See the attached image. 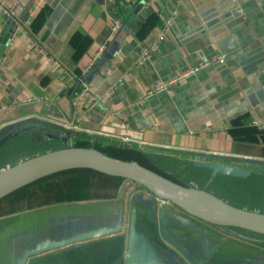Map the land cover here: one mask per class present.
Listing matches in <instances>:
<instances>
[{
  "label": "crops",
  "instance_id": "1",
  "mask_svg": "<svg viewBox=\"0 0 264 264\" xmlns=\"http://www.w3.org/2000/svg\"><path fill=\"white\" fill-rule=\"evenodd\" d=\"M1 1L13 10L18 0ZM45 6L50 14L41 30L43 47L39 49L30 41V32L21 28L29 29ZM26 16L10 33L14 19L8 20L0 9V128L16 121L61 128L74 141L121 147L129 159L131 152H137L143 155L140 162H153L157 169H167L168 173L163 172L168 175L170 166L153 158H164L171 166L183 162L190 171L196 170L192 164L196 159L241 165L246 159H264L263 129L261 134H250L253 141H236L230 133L236 119L242 127L254 125L255 119L264 122V0H33ZM168 19L172 26L159 40ZM115 20L118 27L113 30ZM79 30L92 41L76 63L71 40ZM114 42L118 43L114 58L90 83L106 99L84 101L73 112L74 92L69 91L75 85V69L86 75L95 52L103 47L101 58ZM145 47L150 53L140 63ZM220 56L223 63H213L168 90L145 94L153 82ZM108 109L121 115H110ZM120 188H125L122 198ZM136 195L147 201L152 196L124 180L114 197L103 199L121 203L128 211ZM136 202L138 226H149L155 249L168 264H178L173 262L176 258L181 264H193L192 260L221 264L230 255V245L223 249L221 240L232 233L171 204L170 213L185 219L169 217L166 227L160 205L157 218L149 208L151 202ZM10 216L0 218V231L4 230L1 224L17 221V215ZM165 228L172 242L164 235ZM8 240L0 246V264L13 257Z\"/></svg>",
  "mask_w": 264,
  "mask_h": 264
},
{
  "label": "water",
  "instance_id": "2",
  "mask_svg": "<svg viewBox=\"0 0 264 264\" xmlns=\"http://www.w3.org/2000/svg\"><path fill=\"white\" fill-rule=\"evenodd\" d=\"M32 1H17L12 10L15 19L12 20L10 33L16 31L18 21L27 18L26 11ZM117 50L118 43L114 42L104 52L103 56L92 64L82 80L83 83H91L109 65ZM74 91L75 85L70 88L69 92L72 94ZM24 123L26 122L16 121L7 124L0 128V132H8L9 128L15 130L22 127L44 130L46 133L43 134L47 139L58 140L64 145L0 170V199L38 179L74 168H90L107 175L122 177L125 181L133 183L135 187L144 189L152 196L147 201L143 198V195L141 197L136 195L130 201V205L126 204L127 207H130L128 211L123 210L121 203L112 202L108 199H94L56 203L21 213L19 219L5 229L6 235L2 237V243H0V246L3 247L9 238L8 243L13 245L14 253L13 257L7 258L11 259L14 264H31L37 256H47L84 244L110 238H121V236L125 237L123 264H168L166 262L167 258L159 255L156 251L154 246L156 244L149 226L143 228L138 226L136 201L145 204L151 202L149 208L156 216L160 205L161 219L166 227L169 217H174L176 220L185 219L181 214L176 215L173 213L172 215L170 213L169 204H171L178 211L180 210L188 216L210 224L238 227L264 234V213L234 206L208 191L207 188L180 183L172 176L144 162L127 157L116 158L110 156L96 148L94 143L88 147L75 146L72 134L60 130L61 128L58 129L41 123H36L35 126L33 124L25 125ZM23 128L14 132L23 131ZM260 161L264 163V159H246L241 165L203 158L193 160L192 164L196 168L210 170L211 177L224 175L248 178L254 174L264 177V171H257L260 168L259 165H257L258 169L256 171L251 167L252 163ZM211 177L210 181L212 180ZM124 191L125 188H120L119 196L121 198ZM161 200L164 203H160ZM101 204H104V206ZM165 215H168V217L166 218ZM20 217H25L24 220L26 221L32 219V221H28L31 226L27 225V228L24 225L18 226L21 220ZM164 233L168 241L172 242L174 240L173 237L169 236L166 228ZM24 242H26L25 245ZM211 252L212 250L209 249L207 258ZM255 252L254 256L257 257V261L264 262V253L261 250H259V254L256 250ZM176 259L173 262L183 263V261L180 262ZM189 259L192 260L191 257ZM192 262L193 264H200L193 260ZM204 264H211V262L208 260ZM234 264L244 263L236 260Z\"/></svg>",
  "mask_w": 264,
  "mask_h": 264
},
{
  "label": "trees",
  "instance_id": "3",
  "mask_svg": "<svg viewBox=\"0 0 264 264\" xmlns=\"http://www.w3.org/2000/svg\"><path fill=\"white\" fill-rule=\"evenodd\" d=\"M49 14V8L46 6L43 7L30 24L29 32L31 35L39 38L40 40L42 39L40 36L41 30ZM91 41V37L81 30L77 31L74 34L71 40V43L74 47V62H79V60L90 47ZM84 77L85 73L82 72L79 68H76L74 76L76 90L82 85V80ZM23 129L32 131L31 128ZM18 132L19 131H17L16 133H12L11 135L8 134L0 139V148L5 146L10 139H13V135L17 134ZM262 132L263 131L257 126L255 127V125L242 127L239 119L234 120L233 126L230 129V133L233 139L236 141H253L250 137V134H261ZM47 140H49V142L52 141L54 143H60V141L55 139ZM74 144L75 146L84 147H88L91 145V143L86 140H76L74 141ZM96 148L116 158L124 157V151L121 147L102 146L100 144H96ZM130 156L133 160H138L139 162L143 158V155L134 151L130 153ZM159 169L164 172L166 171L167 173L169 172L163 167H159ZM202 170L204 169H196L194 170V173H197V175L199 174V176L203 174L202 177L204 179H200L201 181L198 180L201 184L198 185V187L207 188L208 182H206L205 184V181L210 182V178L209 175H205L203 173L205 171ZM170 175L176 177L174 171L170 173ZM217 176L236 178L224 175ZM254 177L257 179L263 178L261 176L255 175H252L248 178L253 179ZM176 178L180 183L193 185L191 181L185 182L183 179H180L178 177ZM248 178L236 179L248 180ZM124 180L125 179L122 177L107 175L90 168H74L60 171L38 179L1 198L0 216L10 215L23 209H33L35 207H41L56 203L112 198L114 197V193L117 191ZM124 249V239L122 237L113 238L111 240L107 239L104 241L89 243L87 246L81 248L80 250L72 248L58 254H52L47 256L46 259H44L45 257H43L42 259L33 261L31 264H58L56 263L58 260H62L64 264L65 259H68L71 262H73V260L75 259L77 261L76 264H91L92 261L93 264H123ZM55 255L58 256L56 257Z\"/></svg>",
  "mask_w": 264,
  "mask_h": 264
},
{
  "label": "rangeland",
  "instance_id": "4",
  "mask_svg": "<svg viewBox=\"0 0 264 264\" xmlns=\"http://www.w3.org/2000/svg\"><path fill=\"white\" fill-rule=\"evenodd\" d=\"M36 123H34V126ZM24 126V125H23ZM23 128V127H22ZM22 128H16L17 129H22ZM12 128H9L8 132H0V139H2L6 135H11L12 133H15L14 129L11 130ZM7 131V130H6ZM46 131H41L37 129H32L31 130H23L20 131L13 135V139H10L9 142L0 148V170L12 166L18 162H21L23 160H26L28 158H31L33 156H36L38 154H42L47 151L54 150L56 148H59L62 146L60 143H54V142H49L47 138L45 137ZM64 144V143H63ZM156 162L159 164L161 163L162 165H167L170 166L171 172L174 171L176 174V177L183 179L185 182L191 181L193 185L198 186L201 185L199 181L200 179H204L202 175L199 176L197 173H194L193 171L188 170V168L185 166L184 163L180 162L177 163V165H172L168 160H165L164 158H153ZM146 164L151 165L154 168H157L156 165L153 166L152 163L147 162ZM251 165V164H250ZM257 165L260 166V168H257ZM263 162H254L252 163L251 167L256 171H261L263 172ZM193 169H200V168H193ZM205 171L203 172L205 175H209V178L211 177V171L209 170H202ZM256 173V172H255ZM255 176H261L258 174H254ZM173 177V176H172ZM176 177H173L174 179L177 180ZM211 181H205L208 182L207 190L212 192L213 194L219 196L222 198L224 201L237 206L239 208L245 209V210H250V211H256L259 213H264V177L261 178H248V180H243V179H236V178H228V177H223V176H215L211 177ZM247 179V178H244ZM199 180V181H198ZM232 186V187H231ZM38 208V207H35ZM22 209V208H21ZM30 209H23L21 211L15 212L10 214L12 217L13 215H17L16 219H19V215L21 213L25 212H30ZM8 216V215H6ZM6 216L3 215L2 218H5ZM20 222L18 226L24 225L27 228V225L31 226V223L28 221L31 220H24L25 217H20ZM28 223V224H27ZM35 224L33 223V226ZM214 225V224H213ZM10 226V225H9ZM1 230L0 231V238L4 237L5 234V229L8 227V224H1ZM5 231V232H4ZM231 237H223L221 240L223 249H225V246H229V253L230 257L228 256L227 259L221 260V264H234V261H239L244 264H264V262L257 261V257H255L253 254L255 249L259 252V249L261 250L262 253H264V248H259L257 245L256 248H254L253 244H249L248 241L254 240L256 242L263 243V240H260L255 236V234H252V232H243V231H233ZM258 235V234H256ZM255 236V237H254ZM236 237V238H235ZM113 238H110L108 240H111ZM243 239V240H242ZM245 240V241H244ZM104 241V240H103ZM94 243V242H92ZM26 242H24V245ZM88 244H84L78 247H74L75 249L80 250L81 248L87 246ZM72 249V248H71ZM226 250V249H225ZM66 251V250H64ZM60 251V252H64ZM58 252V253H60ZM55 253V254H58ZM52 255V254H49ZM47 255V256H49ZM264 255V254H263ZM47 256L44 258L46 259ZM224 255H222L223 257ZM1 259V258H0ZM42 259V258H41ZM43 259V260H44ZM5 262L4 264H14L11 259H3ZM227 261V263H225ZM232 262V263H231Z\"/></svg>",
  "mask_w": 264,
  "mask_h": 264
},
{
  "label": "built area",
  "instance_id": "5",
  "mask_svg": "<svg viewBox=\"0 0 264 264\" xmlns=\"http://www.w3.org/2000/svg\"><path fill=\"white\" fill-rule=\"evenodd\" d=\"M0 9H2L3 13L6 15L7 19H15L14 17V13L12 11V9H7L6 7L3 6L2 4V1L0 0ZM19 26V25H18ZM172 26V21L170 19H168L166 22H165V25H164V28L163 30L159 33V37L158 39L161 40V39H164L166 34L168 33V31L170 30ZM21 27V26H20ZM118 27V21L115 20V24L113 26V30H116ZM18 28V27H17ZM23 31H28L29 33V29L27 28H21ZM30 37V41L32 42V44L41 49L43 46H42V42L39 38L37 37H34L33 35H31L29 33L28 35ZM103 51V47H101L97 52H95V54L92 56L93 59H92V63H94L97 59L100 58L101 56V53ZM149 53H150V48L148 47H145L142 51V55L139 59V62L142 63L144 62V60L147 59V57L149 56ZM216 62H220V63H223L224 62V57L220 56V57H210V58H205L201 61L200 64L196 65V66H193L191 67L190 69L178 74L177 76L175 77H172L171 79H167V80H157L155 82H153L145 91V94L147 96L149 95H152V94H155L159 91H164V90H168L173 84L177 83L178 81L202 70V69H205L207 68L208 66L212 65L213 63H216ZM106 95H98L94 92L93 88H92V85L90 83H83L73 94V97H72V111L73 112H77L78 111V108L83 104V102L85 101L87 104L89 102H96L97 100H100V101H104L106 99ZM108 114L110 115H113V116H120L121 113L119 112H114L112 111L111 109H108L107 110ZM253 124L255 126H258L259 128L263 129L264 130V122H261L260 120L258 119H255L253 121ZM160 203H164L163 200H161Z\"/></svg>",
  "mask_w": 264,
  "mask_h": 264
},
{
  "label": "flooded vegetation",
  "instance_id": "6",
  "mask_svg": "<svg viewBox=\"0 0 264 264\" xmlns=\"http://www.w3.org/2000/svg\"><path fill=\"white\" fill-rule=\"evenodd\" d=\"M177 181V180H176ZM3 216H0V218H2ZM208 224H210V223H208ZM210 225H213V224H210ZM214 227H216L217 229H221V230H223V231H225L224 233H232L234 230L235 231H243V232H252V231H248V230H244V229H241V228H238V227H223V226H219V225H213ZM252 234H255V236H257V238H259L260 240H263L262 242L263 243H260V242H256V241H253L252 240V243H254V245H255V248H256V246L258 245L259 246V248H264V234H259V233H256V232H252ZM256 234H258V235H256ZM254 236V237H255ZM248 242H250V241H248ZM56 257L58 256V255H55ZM44 257H46V256H44ZM43 258V257H42ZM55 258V257H54ZM41 259V258H40ZM37 260H39V259H37ZM56 263H58V264H63V261L62 260H58ZM76 264L77 263V261L74 259L73 260V262H71L70 260H66L65 259V261H64V264ZM91 264H93V261L91 262Z\"/></svg>",
  "mask_w": 264,
  "mask_h": 264
},
{
  "label": "bare ground",
  "instance_id": "7",
  "mask_svg": "<svg viewBox=\"0 0 264 264\" xmlns=\"http://www.w3.org/2000/svg\"><path fill=\"white\" fill-rule=\"evenodd\" d=\"M234 237V236H233ZM236 238V237H235ZM243 240V239H242ZM245 241V240H244ZM254 244V243H253Z\"/></svg>",
  "mask_w": 264,
  "mask_h": 264
}]
</instances>
